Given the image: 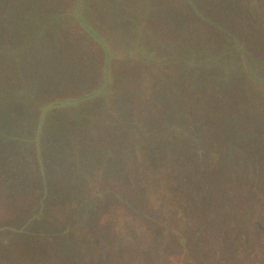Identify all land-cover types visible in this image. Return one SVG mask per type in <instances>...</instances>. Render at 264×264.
<instances>
[{
	"label": "rangeland",
	"instance_id": "374dc122",
	"mask_svg": "<svg viewBox=\"0 0 264 264\" xmlns=\"http://www.w3.org/2000/svg\"><path fill=\"white\" fill-rule=\"evenodd\" d=\"M188 115L195 120L193 128L185 126ZM205 116L209 126L201 124ZM260 127L264 0H0V235L8 236L9 225L26 221L22 210L11 207L9 214L7 203L20 206L35 193V216L45 213L43 198L51 211L48 221H53L47 224L74 231V237L57 236L48 264H88L95 255L80 237L81 231L91 235L90 211L74 202L75 196L67 197L73 190L77 198L86 197L81 183L88 178L103 184L91 196H101L107 185L114 186L115 197L121 194L128 201L125 211L117 210L121 214L112 221L114 229L122 224L130 231V214L138 219L147 213L174 214L169 220L173 224H162L164 241L152 247L148 236L143 242L150 243L153 256L140 250V260L141 247L129 237L120 238L118 230L114 249L129 253L120 259L116 252L114 260L111 255L113 264H155L170 252L175 261L164 264H262L264 162L247 159L251 154L245 141L229 144L245 134L257 138ZM154 134L161 135L159 149ZM224 134L227 144L220 137ZM196 135L211 143L202 149L206 164L194 171H199L197 182L187 189V209L195 213L196 201L206 199L201 194L208 196L211 186L202 183L215 184V174L248 165L249 176L238 179V190L235 183L229 186L232 202L218 199L207 217L200 214L201 205L197 215L185 214L174 198L181 181H167L165 173L154 174L142 163L155 149L165 157L161 166L169 167V151L182 166L184 145ZM202 170L209 174L203 177ZM99 199L100 210L92 216H99L101 224L106 214V226L115 217L113 208L122 205ZM233 201L244 209L246 241L260 238L252 245V256L250 243L238 242V248L231 240V216L237 209ZM27 207L34 210L33 204ZM65 215L84 219L75 228L71 220L69 227ZM174 224L180 226L173 233L180 240L176 245L167 228ZM105 226L99 228L106 232ZM38 236V231L19 236L21 252H35ZM205 245L213 249H203ZM232 254L242 256L240 261L232 260Z\"/></svg>",
	"mask_w": 264,
	"mask_h": 264
},
{
	"label": "trees",
	"instance_id": "16d2710c",
	"mask_svg": "<svg viewBox=\"0 0 264 264\" xmlns=\"http://www.w3.org/2000/svg\"><path fill=\"white\" fill-rule=\"evenodd\" d=\"M201 61L203 63H207V61L204 58H201ZM210 75H211V73H209L208 77H210ZM188 116H189V119L187 121H184L185 126L188 125L189 128H193L195 126V120H193L191 118L192 115H188ZM201 124L209 126L207 116L203 117V119L201 120ZM211 124H212V122H211ZM257 132H258L257 138H255V136L254 137L251 136V139H250L249 136L247 134H245V136L243 138H241L240 136H237L238 140L230 141V142L227 139H225V138H228L227 135H225V134L220 135V137H222V143L223 144H227V142H229V144H235L237 142H242V140L245 141V145L247 146V148L249 147L250 154H251V157L249 158L247 156V159H250V160L252 159L253 162H254V160L256 162H258L259 159H261V161L264 162V128L260 127V129ZM160 136L161 135H157V134L152 135V140L155 144V148H157V149H159L158 143L161 142ZM163 137H166V135H163ZM195 137L196 138L192 139V141H188L189 144L184 145V147L187 149H186V151H184L183 156H181V160L183 161L182 166H180V164L177 163L178 157L175 155V152H172V151H169V154H168L170 157L169 160L171 161V163L168 165L169 167H167L166 163H165L166 166H161V164L164 163L165 157L164 158L162 157L161 151H157L155 149H151L150 153L147 152L148 156L145 157L146 159H142V163L144 165H146L147 170L152 171L154 174H159L161 172L165 173V175L168 179L167 181H173V180L176 182H177V180L181 181V183H182L181 188L175 194L174 198L177 201V204L182 206V210L185 212V214L190 215V217L192 214L197 215L199 210H200V205H201L203 210H201L200 214L202 216L207 217L205 212H207V213L209 212V209L211 208L210 205L218 204L217 203L218 199H221L223 201L224 199L229 198L227 196V193H228V189H229L230 185L235 183L234 184L235 189L238 190V179L241 177L244 178V180L247 179V177L249 176V173L247 172L248 165H247V163H243L242 167L235 168L232 170H228L230 172H228L227 174H225L223 172L215 174L214 177H215V179H217V181L215 180V184H213V183L211 184V182L202 183V184H205L206 186H208V185L211 186L209 188L210 192H209L207 197L204 195V193H203V195L201 194V196L203 198H206V199L205 200L198 199L196 201L195 208L196 209L198 208V210L194 213V211H192L191 208H188V209L186 208V204H185L186 197H185V195H186V192H188L187 189H191L193 187V184L197 182V179L199 176V171L197 173H195L196 169L202 163H203V165L206 164V158L204 156L205 152H202V149L203 148L205 149V147H207L206 144H207V141H209V140H207L206 136L196 135ZM104 139L107 141L106 138H104ZM219 139H221V138H219ZM214 141L216 144L217 141L215 139H214ZM209 143H211V141H209ZM221 146L223 147V145H221ZM232 146L233 145H230V148ZM128 147L130 149H132L131 145H128ZM161 147H163V145ZM197 147H199V151H198V149L196 150ZM231 153L232 154L236 153L235 155L239 156V155H237V152H233L232 150H231ZM244 157H246V156H244ZM148 165L151 167H149ZM70 166H71V161L69 159H67L66 169L69 170ZM137 168H139V167L137 166ZM238 170H243V172L238 171ZM244 171H246V172L244 173ZM192 174H195V175H193V177L189 180V182H188L189 184L187 183L188 185H186L185 184L186 180ZM205 174L208 175L209 172L207 170H202L203 177L205 176ZM254 176H255V171H254ZM201 180L203 182L204 180L209 181L210 179L207 176L204 180L202 178H201ZM2 183H3V185H6L7 182L3 181ZM35 183L33 184L32 187H35ZM67 183H69V182H67ZM102 186H103V184H98V185L92 184L91 178H88L86 180L84 179L81 183V187L83 188V191L87 194V196L84 198H77L76 196H78V192H76V191L74 192V190L72 191V193L69 196H67L71 200L75 196L74 202H76L79 206L86 205L87 210L90 211L89 212L90 215H88V217L90 219L88 217L87 218L89 220L88 222H92L91 235H88L87 233H85L83 231H81V232L84 235L80 234L81 239L83 238L82 239L83 241H81V243L86 242L85 244H82V245L86 246L87 251H88L89 247H93V251L95 254L94 255V257L96 258L95 262H93L94 257H91V255H90L91 262L88 264H100V262H101V264H113V262L110 259L111 255H112L113 260H114V256H115L116 252H118L120 259H123V257H125L129 253L128 249H119V250L114 249L116 247L115 243H117L116 235L119 233L118 230H120L121 234H122V236H120V234H119L120 238L121 237H123V238L129 237L133 242H135L136 246L141 247V248H139V250H137L138 259L140 258V254H141L140 250H142L143 254L146 255V252H147V254H149L148 251L150 252L151 249H153L151 247H148L150 243L147 244V246H145V244L143 243V242L148 240V236H150L154 240L152 245H151L152 247H153V245H155L154 243H158L157 241H164L162 224H164V223L173 224V223H170L169 220H170V218L174 219V214L171 213V215H168L169 213L168 214L166 213V215H162L158 212L154 213V214H150V213H147L144 215L141 214V218H140L141 220L138 219L136 215L133 216L130 214L129 218H131V217L132 218L129 221H126V226H128L130 231L128 229H126L125 226L122 224H120L121 228L116 227V229H114V228H112V226H113L112 221L119 220V218H117V216L119 217V214H121V212H118L117 210L122 207L125 211V209H126L125 206L128 205V201L124 200L125 197L122 196L121 194H119V197H115L113 195L114 186H113V188H109L107 185L105 186V187H107L105 193L102 192L103 195H102V193H99V194H101V196H99L97 194L96 198H95V196L94 197L91 196L92 195V193H91L92 189H97V188L100 189V188H102ZM93 187H95V188H93ZM168 187H170V186H168ZM38 188L40 190H43V185L41 183H39ZM165 189H167V188L165 187ZM101 191H102V189H101ZM101 197H103V198L106 197V199L111 200V202H115L118 205H122V206H118L116 208H113L115 217L112 218L111 220L107 219V221H106L107 225L106 226L104 225V223H102L103 220L105 219L104 217L106 214H103L101 217L102 220H100V223L103 225L97 224L99 221V216H97L96 218H94L92 216V211L95 212L96 210L97 211L100 210V209H98L97 205H98V203L101 202L99 199ZM35 200H36V195H35V193H32L31 198H27L26 200H24L22 203H20L21 204L20 206H18L19 204H17V203H13L10 205L7 203V205L9 206V208L7 209L9 214L13 213V211L11 209V207H13L16 210L24 211L21 213L22 216H25V215H27V216H25L26 217L25 222L23 220L19 224L13 223V225H9L10 230H7L8 236L7 235L6 236L0 235V241L1 240H7L10 243V246H8V252H6L8 254H6V255L7 256L10 255L11 257L9 259L7 257L6 259L2 260L3 263H5V264H14L16 261H17V264H48L49 260L53 257V254L55 251L54 249L56 248L55 242H56L57 236L64 233V235L68 234L67 236L71 235L74 237L73 229L64 231V230H62V227H58L56 223H54L56 225L47 224V222H53V221L52 220L48 221L50 219L49 218L50 215L48 212H51V211H49V209H48L49 203L45 202L43 198L40 202H41V205L44 206V209L42 212H45V213H41V215L38 214L37 216H35L34 215L35 214L34 205H36ZM0 201H2L1 198H0ZM25 201H27V202H25ZM118 202H120V203H118ZM231 202H232V200H231ZM32 204H33L34 210H32V208L27 207L28 205H30V207H31ZM108 204H111V203L108 202ZM232 205L235 206V201H233ZM106 207H108V206H106ZM106 207H104V208H106ZM236 208L237 209H234V211L236 212V215L231 216V218H233V223H232L233 224V228H232L233 234H232L231 240L233 241L234 245H238V248L241 245V244H238V242L244 241V242L250 243L251 244V246L249 247L250 248V256H252L253 254H256V252L252 251L253 246H254V244H258V241L260 238H258V236H257L254 240H252V242L246 241L247 236L245 235V233L248 230H247L246 225H245V224H247V222H246L245 216L243 214L244 209L241 208L240 205L237 206ZM132 213L135 214L134 212H132ZM219 214L223 215L220 212H219ZM96 215L97 214L95 213V216ZM217 217L219 218V216H217ZM243 217H244V220H243ZM52 218L55 219V215L52 216ZM66 218H68L67 221H66ZM81 219L83 221L84 216L81 218H75L72 215H65L64 223L68 224L70 227L71 220H72L73 225L76 224V226L72 225L75 228L81 224ZM254 225H256V223H254ZM100 226H101V228H102V226H105L106 232H104L102 229H100L99 228ZM48 227H50L51 229L50 228L48 229ZM69 227H68V229H69ZM178 227H180V226L178 225ZM178 227L176 224H174L171 227H167L170 229L168 233H172L171 236H174L173 233L178 232V230H179ZM137 228L144 230V234L142 236L139 235L140 231H137ZM30 231H34V232L38 231V233L40 235L37 237L39 239L38 246L35 248L36 250L33 253H30V251H26V250H24V253H22L21 252L22 248L20 247L22 245V244H20L22 239H19L18 237L22 236V235H27L28 233H30ZM154 232H157L159 237L156 236L154 234ZM261 236H262V234H260V237ZM62 237H61V239H62ZM253 237H255V236L253 235ZM169 240L174 241L175 242L174 245L180 244V240L178 239L177 235H176V237L174 236V238H170ZM169 240H166V243H169ZM138 243H140V244H138ZM49 245L51 246V248L46 249V248H48ZM207 248L211 249L212 247H210V245H205L203 247V249H207ZM261 249H263V248H261ZM103 252H105V253H103ZM105 254H107V255H105ZM150 255L153 256V254H151V252H150ZM174 255L175 254L173 252H170L169 256L163 257L162 261L167 263L166 261L169 259L172 260L171 258H173ZM206 255L205 256L207 258V261H209L208 260L209 254L206 253ZM12 256H18V258L16 259ZM241 257L242 256H240L239 254H237V255L232 254L231 259L239 262ZM103 260H105V262H102ZM162 261L158 260L159 263L154 262V261L153 262L155 264H164ZM172 261H175V260H172ZM262 264H264V258H263Z\"/></svg>",
	"mask_w": 264,
	"mask_h": 264
},
{
	"label": "crops",
	"instance_id": "0c3cea01",
	"mask_svg": "<svg viewBox=\"0 0 264 264\" xmlns=\"http://www.w3.org/2000/svg\"><path fill=\"white\" fill-rule=\"evenodd\" d=\"M0 244H3V247L0 245V262H3L2 260L6 259L7 257L9 259L11 257L10 255L9 256L6 255L8 254L6 252H8V246H10V243L7 240H1ZM12 257L16 259L18 258V256H12ZM15 263L17 264V261Z\"/></svg>",
	"mask_w": 264,
	"mask_h": 264
}]
</instances>
